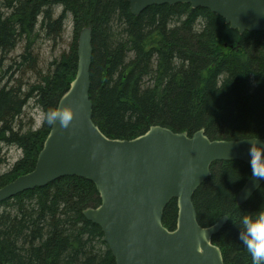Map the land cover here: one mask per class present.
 Instances as JSON below:
<instances>
[{
	"label": "trees",
	"instance_id": "1",
	"mask_svg": "<svg viewBox=\"0 0 264 264\" xmlns=\"http://www.w3.org/2000/svg\"><path fill=\"white\" fill-rule=\"evenodd\" d=\"M68 16L69 52L47 74L38 71L35 44L61 39ZM84 28L92 31L93 120L108 138L131 140L162 126L189 136L203 129L211 140L264 139V33L240 34L187 4L134 16L129 0H0V167L4 147L22 152L0 173V189L34 170L52 126L45 113L58 107L76 77ZM20 46L22 54L11 58ZM30 72L37 81L27 78ZM30 105L43 114L38 129L24 124ZM252 172L240 161L214 163L193 198L202 227L227 217L213 238L224 264H253L238 239L239 221L264 208V185L246 203L236 202ZM100 203L95 185L79 177L0 203V264H116L101 228L83 215ZM177 215L172 200L163 217L167 229H175Z\"/></svg>",
	"mask_w": 264,
	"mask_h": 264
},
{
	"label": "water",
	"instance_id": "2",
	"mask_svg": "<svg viewBox=\"0 0 264 264\" xmlns=\"http://www.w3.org/2000/svg\"><path fill=\"white\" fill-rule=\"evenodd\" d=\"M139 16L152 6L187 4L207 9L232 30L264 33V0H129ZM75 79L57 108L74 113L67 128L51 126L34 170L0 189V203L26 191L43 188L63 177H79L95 185L101 203L84 217L99 226L116 264H224L213 243L227 222L222 217L202 227L193 202L196 191L210 178L217 162L240 161L264 173V139L211 140L205 131L192 136L162 126L131 140L111 139L93 120L90 98L93 57L92 31L78 40ZM252 175L239 192L242 205L264 185ZM177 200L174 230L163 224L164 212Z\"/></svg>",
	"mask_w": 264,
	"mask_h": 264
},
{
	"label": "rangeland",
	"instance_id": "3",
	"mask_svg": "<svg viewBox=\"0 0 264 264\" xmlns=\"http://www.w3.org/2000/svg\"><path fill=\"white\" fill-rule=\"evenodd\" d=\"M4 13H6L3 10ZM61 13V9L57 10V16ZM64 32L62 34V38L57 41L52 39H40L39 42L35 44V55L38 61L37 70L43 73H48L53 70L52 63L54 61L60 60L61 56L65 53H68L70 50L71 43L73 41L74 36V27L72 17L68 16L65 22ZM79 39V37H78ZM22 54V46L18 47L17 51H15L11 58L15 59L17 56ZM28 79L33 83L37 81L36 76L30 72L28 74ZM26 115L24 116V124L27 126H31L35 129H38L43 122V114L37 109L35 106L30 105L26 109ZM2 157H5L6 163L2 164L0 167V173H3L11 168V166L21 158L22 152L15 147H4L1 153Z\"/></svg>",
	"mask_w": 264,
	"mask_h": 264
},
{
	"label": "clouds",
	"instance_id": "4",
	"mask_svg": "<svg viewBox=\"0 0 264 264\" xmlns=\"http://www.w3.org/2000/svg\"><path fill=\"white\" fill-rule=\"evenodd\" d=\"M74 113L70 107L48 109L45 119L48 124L59 122L60 126L67 128L72 121ZM253 175L264 177V173ZM238 239L251 254L253 264H264V208L243 215L240 218Z\"/></svg>",
	"mask_w": 264,
	"mask_h": 264
}]
</instances>
